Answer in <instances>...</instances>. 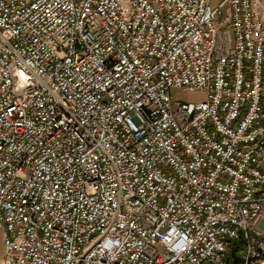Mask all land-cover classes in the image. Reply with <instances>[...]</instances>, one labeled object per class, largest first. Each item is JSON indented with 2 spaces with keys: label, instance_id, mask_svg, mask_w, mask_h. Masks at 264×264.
I'll use <instances>...</instances> for the list:
<instances>
[{
  "label": "built area",
  "instance_id": "obj_1",
  "mask_svg": "<svg viewBox=\"0 0 264 264\" xmlns=\"http://www.w3.org/2000/svg\"><path fill=\"white\" fill-rule=\"evenodd\" d=\"M211 1L0 0L4 264H264V23Z\"/></svg>",
  "mask_w": 264,
  "mask_h": 264
},
{
  "label": "crops",
  "instance_id": "obj_2",
  "mask_svg": "<svg viewBox=\"0 0 264 264\" xmlns=\"http://www.w3.org/2000/svg\"><path fill=\"white\" fill-rule=\"evenodd\" d=\"M225 0H212L211 4L214 7L222 5V14L228 13V7L224 4ZM254 10L259 18L264 23V0H254ZM221 15H217L216 19L219 20ZM4 228L0 225V264H4L5 257V243H4Z\"/></svg>",
  "mask_w": 264,
  "mask_h": 264
},
{
  "label": "rangeland",
  "instance_id": "obj_3",
  "mask_svg": "<svg viewBox=\"0 0 264 264\" xmlns=\"http://www.w3.org/2000/svg\"><path fill=\"white\" fill-rule=\"evenodd\" d=\"M173 97L176 101H192L198 102L205 99L206 95L202 91L190 89H172Z\"/></svg>",
  "mask_w": 264,
  "mask_h": 264
},
{
  "label": "trees",
  "instance_id": "obj_4",
  "mask_svg": "<svg viewBox=\"0 0 264 264\" xmlns=\"http://www.w3.org/2000/svg\"><path fill=\"white\" fill-rule=\"evenodd\" d=\"M241 253L242 247L240 242L232 241L223 264H242Z\"/></svg>",
  "mask_w": 264,
  "mask_h": 264
}]
</instances>
